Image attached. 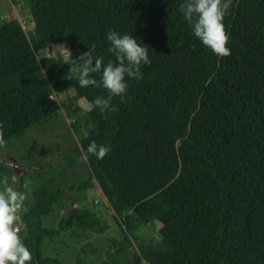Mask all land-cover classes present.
<instances>
[{
    "label": "trees",
    "instance_id": "obj_1",
    "mask_svg": "<svg viewBox=\"0 0 264 264\" xmlns=\"http://www.w3.org/2000/svg\"><path fill=\"white\" fill-rule=\"evenodd\" d=\"M9 1L21 3L33 25L25 31L14 17L0 23L5 140L51 120L61 105L82 155L92 141L111 149L103 159L88 156L87 177L70 185L67 197L68 205L84 203L97 186L108 201L121 238L98 264H264V0H232L223 20L227 57L193 35L180 11L186 0ZM109 30L133 36L152 62L142 65L143 79L127 78L123 102L113 98L118 111L101 114L94 100L107 90L82 88L64 61L95 45L93 56L104 65L118 63ZM59 44L66 57L53 53ZM91 75L100 81L101 73ZM68 89L70 99L90 104L83 117L78 104L52 97ZM77 168L68 156L57 177ZM13 173L0 163V174ZM55 177L33 190L22 215L31 264H61L43 254L46 237L105 228L88 207L62 213L57 227L43 224L64 206ZM150 224L158 238L145 244Z\"/></svg>",
    "mask_w": 264,
    "mask_h": 264
},
{
    "label": "rangeland",
    "instance_id": "obj_2",
    "mask_svg": "<svg viewBox=\"0 0 264 264\" xmlns=\"http://www.w3.org/2000/svg\"><path fill=\"white\" fill-rule=\"evenodd\" d=\"M9 17L18 18L25 31L33 25L27 10L22 7L21 3L14 5L9 0H0V23ZM52 49L53 53L60 57H66L68 54L65 44H59ZM72 94L73 90L68 89L61 93H53L52 97L58 105L61 102L70 104L72 107L78 104L81 107L79 114L83 117L90 104L84 99L78 101L70 99ZM47 120H41L22 136L12 137L7 141L6 146L0 147V163L9 166L14 171L8 177L9 185L26 194L27 198L24 202L26 211L33 201V190L45 180L56 176L53 186L64 187V206L61 209L55 207L50 215L42 217L45 226L57 227L60 215L64 212L71 213L74 208L88 207L100 217L105 223L102 232L75 229L72 233L66 230L54 234L51 238L46 237L43 241V254L58 259L61 264H84L87 260L90 261L89 264H98L107 260L114 251L113 240H120V228L109 208L108 201L97 186L86 191L87 200L84 203L74 202L68 205L70 185L87 177L89 170L79 150L78 137L72 133L70 128L71 118L66 109L59 105L57 115ZM68 156L76 159L78 168L68 169L66 173L57 177L62 167L65 166ZM7 161L13 162V165L8 164ZM3 176L0 174V178ZM26 182L27 187H25ZM25 234L24 224H22L20 232L22 240ZM142 238L145 244H149L150 238L156 240L158 238L157 225H148L142 232ZM79 258L81 262L78 261Z\"/></svg>",
    "mask_w": 264,
    "mask_h": 264
},
{
    "label": "clouds",
    "instance_id": "obj_3",
    "mask_svg": "<svg viewBox=\"0 0 264 264\" xmlns=\"http://www.w3.org/2000/svg\"><path fill=\"white\" fill-rule=\"evenodd\" d=\"M231 2L232 0H186L180 5L185 20L192 26L193 35L220 57L231 54L227 47L230 37L223 23ZM107 40L111 44L109 51L115 54L118 61L116 64L110 61L104 65L102 57H94L95 45L89 51L81 53L78 58L73 59L70 54V58L64 61L70 65L69 73L77 74L82 88L103 86L107 90V97L97 96L94 100V106L101 114L118 111L111 103L113 98L120 97L123 102L128 89L127 78L143 79L142 65H150L152 62L147 47L138 44L131 35H121L117 31L109 30ZM92 73H101L99 82L93 78ZM3 129L4 122L0 121V147L7 144ZM110 151L109 147L92 141L82 158L85 162L89 155L103 159ZM0 186V264H31L32 254L20 236L21 214L26 211V194L10 186L6 175L0 178Z\"/></svg>",
    "mask_w": 264,
    "mask_h": 264
},
{
    "label": "water",
    "instance_id": "obj_4",
    "mask_svg": "<svg viewBox=\"0 0 264 264\" xmlns=\"http://www.w3.org/2000/svg\"><path fill=\"white\" fill-rule=\"evenodd\" d=\"M48 55H51V46L48 47ZM7 163L13 165V162L7 161ZM22 224H24L23 221H22Z\"/></svg>",
    "mask_w": 264,
    "mask_h": 264
}]
</instances>
